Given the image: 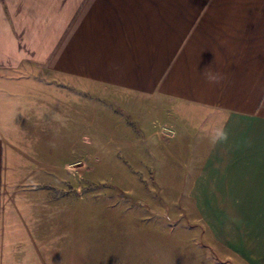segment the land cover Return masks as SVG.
Returning <instances> with one entry per match:
<instances>
[{"label": "crops", "instance_id": "obj_1", "mask_svg": "<svg viewBox=\"0 0 264 264\" xmlns=\"http://www.w3.org/2000/svg\"><path fill=\"white\" fill-rule=\"evenodd\" d=\"M67 95L157 100L196 118L187 129L209 141L191 190L202 183L203 213L264 264V0H0V264H50L35 192L12 203V191L20 171L48 181L27 166L48 149L31 139Z\"/></svg>", "mask_w": 264, "mask_h": 264}, {"label": "rangeland", "instance_id": "obj_2", "mask_svg": "<svg viewBox=\"0 0 264 264\" xmlns=\"http://www.w3.org/2000/svg\"><path fill=\"white\" fill-rule=\"evenodd\" d=\"M69 96L66 110L51 103L50 129L31 139L48 149L27 166L48 181L20 171L12 191V203L35 192L50 264H250L241 257L250 248L230 244L219 215L203 213L202 183L191 190L209 141L206 129H187L196 118L157 100Z\"/></svg>", "mask_w": 264, "mask_h": 264}]
</instances>
